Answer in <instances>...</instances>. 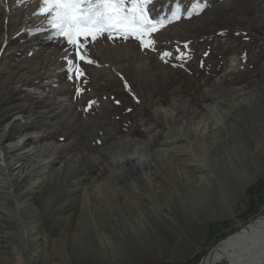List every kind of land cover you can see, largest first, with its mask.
Returning a JSON list of instances; mask_svg holds the SVG:
<instances>
[{"label":"rangeland","instance_id":"obj_1","mask_svg":"<svg viewBox=\"0 0 264 264\" xmlns=\"http://www.w3.org/2000/svg\"><path fill=\"white\" fill-rule=\"evenodd\" d=\"M178 6L157 51L101 39V66L70 80L40 0H0L1 264H199L264 213V166L242 151L264 159V0H152L150 15ZM216 190L223 212L196 208Z\"/></svg>","mask_w":264,"mask_h":264},{"label":"snow or ice","instance_id":"obj_2","mask_svg":"<svg viewBox=\"0 0 264 264\" xmlns=\"http://www.w3.org/2000/svg\"><path fill=\"white\" fill-rule=\"evenodd\" d=\"M151 3L152 0H40L39 15L46 17V27L40 31L50 32L53 39L65 42L68 78L81 79L86 73L80 62L101 66L90 58L91 48L101 39L124 42L132 39L144 50L157 51L154 34L174 21H180L184 13L178 6L170 19H157L150 15ZM203 7L200 5L187 11V18L199 15ZM171 56V52H163L160 59L167 63L165 58ZM83 91L77 89L78 94ZM116 103L120 102L117 100ZM95 104L96 101L91 100L87 108L90 110Z\"/></svg>","mask_w":264,"mask_h":264},{"label":"bare ground","instance_id":"obj_3","mask_svg":"<svg viewBox=\"0 0 264 264\" xmlns=\"http://www.w3.org/2000/svg\"><path fill=\"white\" fill-rule=\"evenodd\" d=\"M224 126L225 128L223 131H225L228 125L224 123ZM208 129H210V127ZM223 131L219 132L223 133ZM201 134H203L204 137L209 136L207 131H204ZM242 151L246 152V156H248L247 160L255 167L254 169L256 171L260 170L264 166L263 158L261 159V157L259 158L258 156H254V158L250 156V154H248V148H246L245 146H242ZM237 173V179H240V177L243 178V172ZM6 176H10L9 172L6 173ZM241 187L239 185H236L233 190V193L237 194L239 197L242 195L241 192L243 189V185ZM12 189L13 187H11L10 190ZM219 193L220 191L218 192L217 190L215 192L206 193L203 197H201L196 208L198 207V209L201 208L204 210L217 212L218 210H220V208H223L222 206L224 201V195H221ZM11 196L12 201H14L16 204V210L13 213V216L16 219L15 223H17L18 226H22V228L24 227L23 230L20 229V231H14V233H16L25 241L29 238L30 234L29 231H27L25 228V219L23 218V216H21L22 205L18 201V197L20 196V194H17V196H13V193H11ZM220 211L223 212L222 210ZM135 242L134 240L123 239L121 240L120 244H122L123 248L125 249L126 244L129 243L131 248L135 250L137 247ZM261 254H264V213L258 216V218L252 219L238 230L230 233L226 238L220 240L219 243L215 244L212 248L209 249V251L205 254L203 260L199 264H217L222 260H227L230 264H257ZM30 258L33 259L32 257Z\"/></svg>","mask_w":264,"mask_h":264},{"label":"trees","instance_id":"obj_4","mask_svg":"<svg viewBox=\"0 0 264 264\" xmlns=\"http://www.w3.org/2000/svg\"><path fill=\"white\" fill-rule=\"evenodd\" d=\"M251 191V190H250ZM250 191H249V194H250ZM257 197V196H256Z\"/></svg>","mask_w":264,"mask_h":264}]
</instances>
